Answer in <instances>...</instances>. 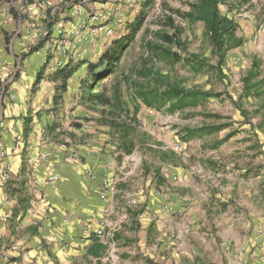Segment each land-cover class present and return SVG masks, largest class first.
Returning a JSON list of instances; mask_svg holds the SVG:
<instances>
[{"label": "crops", "instance_id": "0c3cea01", "mask_svg": "<svg viewBox=\"0 0 264 264\" xmlns=\"http://www.w3.org/2000/svg\"><path fill=\"white\" fill-rule=\"evenodd\" d=\"M114 11L105 0H0V264H197L177 255L179 246L167 253L175 245L169 212L180 215L185 205L170 188L180 178L144 175L136 151L123 152L111 128L68 124L96 63L89 57L99 61L129 35L109 36L116 19L97 26ZM56 62L62 66L50 74ZM66 69L74 70L67 80Z\"/></svg>", "mask_w": 264, "mask_h": 264}, {"label": "rangeland", "instance_id": "374dc122", "mask_svg": "<svg viewBox=\"0 0 264 264\" xmlns=\"http://www.w3.org/2000/svg\"><path fill=\"white\" fill-rule=\"evenodd\" d=\"M105 1L113 5L114 18L96 21L97 26L105 28L116 19L109 36L129 34L115 72L94 90L112 103L103 105L86 91L69 109V126L76 121L88 130L111 128L125 146L123 152L136 151L144 175L180 178L170 188L185 205L180 215L169 212L174 219L165 225L175 245L167 253L179 246L177 255L191 256L197 264H264V0H226L221 6L246 40L222 65L204 23L177 13L191 12L197 0H136L129 12L118 11L129 2L118 8L120 0ZM142 12L145 19L132 36L129 26ZM164 34L182 44L164 43ZM160 46L175 56L159 59L154 54ZM95 56L89 58L97 62ZM256 62L253 83L260 95L244 88ZM166 84L213 96L177 111L170 104L148 107L137 98L139 89L164 90ZM222 125L226 127L212 133L188 135V130ZM151 236L160 241L158 230Z\"/></svg>", "mask_w": 264, "mask_h": 264}, {"label": "trees", "instance_id": "16d2710c", "mask_svg": "<svg viewBox=\"0 0 264 264\" xmlns=\"http://www.w3.org/2000/svg\"><path fill=\"white\" fill-rule=\"evenodd\" d=\"M225 3L226 0H197L196 3L191 4V12L181 13L177 11L179 15L191 22L204 23L208 36L219 58V65L224 63L230 51L243 46L246 41L243 37L237 35V24L227 15L222 14L220 8ZM234 7L235 6L231 5V8ZM144 19L145 15L142 12L136 20L130 24L129 27H131L132 36H134L140 29ZM126 38L118 41V43L109 49L98 62L89 65V78L85 85L86 91H88V94L91 95L93 99L99 100L103 105H109L112 103V99L105 97L103 92L94 93L95 87L98 83L110 77L115 72V69L124 54ZM161 39L164 43L182 44L180 38L174 39L168 34L162 35ZM157 49L158 50H156L155 47V49L152 50L157 51L154 55L159 59H170L175 56L162 46L157 47ZM196 61L200 62L198 59ZM73 71V69H66V73H63L62 76L67 80L73 74ZM257 71L258 63L256 62L254 63L252 70L244 79V88L248 94L252 93L254 95H260V91L257 90L258 85L253 83ZM212 96L213 94H210L209 92L200 90L186 91L178 85L171 84H166L164 90L163 88H158L155 89V91H145L142 88L137 91V98L141 99L146 106L161 109L167 104H170L171 111L184 110L188 106L198 105L203 100ZM223 127L226 126H205L196 130H188V135L189 137H194L204 133H212ZM261 193L264 197V185L262 186Z\"/></svg>", "mask_w": 264, "mask_h": 264}, {"label": "built area", "instance_id": "2783aa9c", "mask_svg": "<svg viewBox=\"0 0 264 264\" xmlns=\"http://www.w3.org/2000/svg\"><path fill=\"white\" fill-rule=\"evenodd\" d=\"M135 1L136 0H127V2L131 3L132 5L134 4ZM83 10L84 9H83L82 6H78L76 8V11H77L78 14L83 13ZM96 19H97V17L96 16H93L91 20L94 21ZM110 33H111V30L108 31V34H110ZM78 35H79V32H73V33H71V35L69 36V38H67V40H66V46L65 47L63 46V48H64V50L66 52V55H67V53L71 49L75 48V46H76L75 39H77ZM61 66H62V62H56L55 64L50 65L48 67V72L50 74H53L55 71H57L59 68H61ZM50 180L52 182H57L59 180V177H58L57 174H55V175H53L50 178ZM109 186H110V180L105 181V183H104V194H103L104 197H105V192L109 189ZM95 234H96V237L98 239H104V237H105V230H104L103 224L100 225V229H98Z\"/></svg>", "mask_w": 264, "mask_h": 264}]
</instances>
